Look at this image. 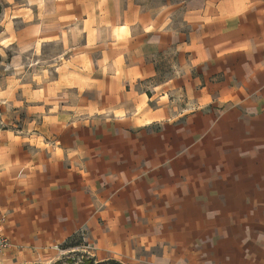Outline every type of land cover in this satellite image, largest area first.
Returning <instances> with one entry per match:
<instances>
[{"label": "crops", "instance_id": "obj_1", "mask_svg": "<svg viewBox=\"0 0 264 264\" xmlns=\"http://www.w3.org/2000/svg\"><path fill=\"white\" fill-rule=\"evenodd\" d=\"M1 2L0 264H264V0Z\"/></svg>", "mask_w": 264, "mask_h": 264}, {"label": "rangeland", "instance_id": "obj_2", "mask_svg": "<svg viewBox=\"0 0 264 264\" xmlns=\"http://www.w3.org/2000/svg\"><path fill=\"white\" fill-rule=\"evenodd\" d=\"M3 6H4V2H1L0 3V15L2 14ZM55 52H56V49L54 47H48L47 49L46 48L44 49V53L47 54L48 56L55 54ZM9 56H10V52H8L3 58L7 60ZM36 66L39 67L37 63H36ZM48 67H49V78H52L54 77L52 75V72H53L52 67L50 66V64ZM46 114H48L50 117V116H54L56 112L53 110ZM44 115L45 113H42V116ZM42 118L44 119V117H40L39 112L37 111V108L35 105H31L29 109L28 106L23 107V105L20 106V104H18L15 107H9L5 103H0V137L4 135L3 131L5 130H12L15 132L19 130H23L24 125H26L25 123L29 121H34V120L38 121ZM11 122L15 125H18V127H12ZM26 130H29V129H26ZM35 130H38V129H36L35 127L31 128V131H35ZM81 246L78 247L77 249H74L73 252L67 254V256L65 255L61 257V260L59 261L60 264H80L83 261L85 262L89 261V259L91 258H89L85 253L81 252ZM90 264H95V262L92 260Z\"/></svg>", "mask_w": 264, "mask_h": 264}, {"label": "built area", "instance_id": "obj_3", "mask_svg": "<svg viewBox=\"0 0 264 264\" xmlns=\"http://www.w3.org/2000/svg\"><path fill=\"white\" fill-rule=\"evenodd\" d=\"M5 217L0 215V253L8 249L11 242L4 232Z\"/></svg>", "mask_w": 264, "mask_h": 264}, {"label": "trees", "instance_id": "obj_4", "mask_svg": "<svg viewBox=\"0 0 264 264\" xmlns=\"http://www.w3.org/2000/svg\"><path fill=\"white\" fill-rule=\"evenodd\" d=\"M78 245H79L78 242H76V243H71V244L69 245V247H70V248H74V247H76V246H78ZM91 262H92V259H89V261H87V262L83 261V262H81L80 264H90ZM55 264H60V262L58 261V262H56ZM95 264H119V263H117V262H115V261H106V262L95 263Z\"/></svg>", "mask_w": 264, "mask_h": 264}]
</instances>
